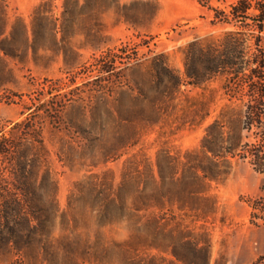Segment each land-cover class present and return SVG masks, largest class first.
<instances>
[{
    "label": "rangeland",
    "instance_id": "obj_1",
    "mask_svg": "<svg viewBox=\"0 0 264 264\" xmlns=\"http://www.w3.org/2000/svg\"><path fill=\"white\" fill-rule=\"evenodd\" d=\"M203 1L0 0V264L264 263L243 107L185 77Z\"/></svg>",
    "mask_w": 264,
    "mask_h": 264
},
{
    "label": "trees",
    "instance_id": "obj_2",
    "mask_svg": "<svg viewBox=\"0 0 264 264\" xmlns=\"http://www.w3.org/2000/svg\"><path fill=\"white\" fill-rule=\"evenodd\" d=\"M203 3V0H198ZM212 23L232 28L218 38L197 37L183 49L186 81L196 85L220 74L226 96L241 103V124L226 151L264 173V0H236L228 9L211 6ZM245 132V133H244ZM251 138L254 141H250ZM247 139V141H244ZM264 201V198H262ZM254 200L255 208H263Z\"/></svg>",
    "mask_w": 264,
    "mask_h": 264
},
{
    "label": "crops",
    "instance_id": "obj_3",
    "mask_svg": "<svg viewBox=\"0 0 264 264\" xmlns=\"http://www.w3.org/2000/svg\"><path fill=\"white\" fill-rule=\"evenodd\" d=\"M260 184H262V187L261 188H248V193L251 195V196H255V195H263L264 196V182L263 181H260ZM260 264H264V263H260Z\"/></svg>",
    "mask_w": 264,
    "mask_h": 264
}]
</instances>
